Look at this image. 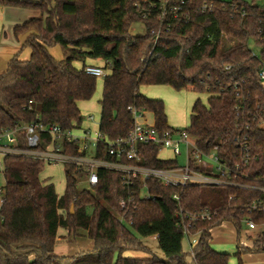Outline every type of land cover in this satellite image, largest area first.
I'll use <instances>...</instances> for the list:
<instances>
[{"label": "trees", "instance_id": "1", "mask_svg": "<svg viewBox=\"0 0 264 264\" xmlns=\"http://www.w3.org/2000/svg\"><path fill=\"white\" fill-rule=\"evenodd\" d=\"M261 1L188 0L171 29L154 41L151 29L157 24L156 12L151 8L152 13L144 16L145 0H0L4 6L40 11V17L12 28L15 37L26 35L20 49L28 47L30 52L26 59L16 54L0 73V128L42 122L63 130L81 129L78 103L93 96L97 79L86 73V60L99 59L107 74L98 100V129L107 139L124 137L132 128L129 106L149 112L158 132L172 128L163 100L140 91L144 84H166L207 94L206 103L199 97L193 101L189 125L184 128L199 149L207 152L217 146L219 155L231 164L240 153L237 139L246 135L249 154L256 156L248 177L237 179L251 188L187 185L178 189L150 178L144 185L151 198L135 195L125 208L119 201L128 194L117 171L99 169L98 182L89 190L80 187L84 172L66 163L64 192L58 195L53 183L40 177V161L6 156L1 171L5 182L0 199V264H229L232 255L244 264L243 254L264 252V231L256 234L250 247L239 240L242 219L264 224V211L247 210L253 201L264 199L260 190L264 187V127L258 126L264 113V87L257 76L264 67ZM204 2L211 4V10H201ZM136 21L144 24L145 32L131 35L129 26ZM250 40L260 46L258 56L252 54ZM54 46L60 47V58L49 51ZM240 81L248 103L237 111L234 83ZM44 140L48 141L45 135ZM99 145L102 151L97 156L108 158L103 144ZM138 147L145 166L176 165V160L159 158L156 145ZM62 152L85 153L76 142L64 143ZM178 208L218 213L192 229L200 233L190 259L182 250L184 237L174 216ZM223 221L236 230L232 254L216 251L209 243L211 228ZM60 228L68 235L84 230L93 243L92 251L72 257L56 255ZM153 235L162 256L151 253L137 238ZM129 251L147 257L128 256Z\"/></svg>", "mask_w": 264, "mask_h": 264}, {"label": "built area", "instance_id": "2", "mask_svg": "<svg viewBox=\"0 0 264 264\" xmlns=\"http://www.w3.org/2000/svg\"><path fill=\"white\" fill-rule=\"evenodd\" d=\"M145 2L148 6L145 17L152 13L151 8L156 12L157 24L151 29V33L155 35L154 41H156L162 31L171 29L173 23L182 14L188 0H145ZM211 7L210 3L204 2L200 8L202 11H207L211 10ZM260 22L259 31L262 32L264 31V15ZM254 45L257 46V50L250 49L253 55L258 56L260 46ZM224 67L227 69L229 65ZM85 71L97 77H104L107 74L101 66L87 65ZM257 76L260 85L264 87V67L260 68ZM241 83L243 81L234 83L237 111H241L248 103V96L245 97L242 94ZM258 108L259 105L256 104L255 109ZM128 109L133 117V126L124 137L115 140L107 139L98 128L91 137L90 129L80 130V134H76L75 130H63L57 124L47 125L42 122L15 124L11 127L0 128V163L2 165L6 156L30 157L40 161L42 165L72 163L78 167V170L84 172L79 183L89 190L98 182L99 169L117 171L120 175L121 187L128 194L126 198L120 199L121 208L128 207L135 195L142 199L151 198L144 185V182L150 178L157 179L165 186L178 189L187 185H227L251 188L249 184L237 181L238 178L248 177V170L252 161L256 159V156L249 154L248 136L244 135L237 139L236 145L240 153L238 159L229 164L226 158L219 155L217 146L205 152L197 147L194 138L184 129L172 127L160 133L153 123L146 120L145 112L132 106ZM87 117L93 120V115ZM263 117L264 113L258 118V126L264 127ZM36 118L38 119V116ZM44 135L48 138L47 142L44 140ZM72 142L79 144L85 153L71 155L62 152L64 143ZM100 143L103 144L104 152L108 156L106 159L97 156L102 151L99 147ZM139 144H152L156 145L159 151L162 149L170 151L171 159L165 160H176V165L167 168L143 165ZM181 146L185 150L183 165H179L177 159L181 155ZM260 190L264 192V187ZM173 198L178 199V194L174 193ZM247 210L249 212L264 211V199L253 201L248 205ZM217 214L216 210L208 208L193 212L178 208L175 211L177 226L181 229L184 239L188 241L191 255H193V248L200 233L199 230L192 232V229L196 223L210 221L217 217ZM242 222L250 229L255 227L254 222L249 218L242 219ZM153 237L157 238V235Z\"/></svg>", "mask_w": 264, "mask_h": 264}, {"label": "rangeland", "instance_id": "3", "mask_svg": "<svg viewBox=\"0 0 264 264\" xmlns=\"http://www.w3.org/2000/svg\"><path fill=\"white\" fill-rule=\"evenodd\" d=\"M246 2H251L252 0H243ZM257 4H261V0H255ZM11 7L4 6L0 4V71L4 70L9 62V60L14 57L16 54L19 55V58L29 56V48L24 47L20 49V43L22 42V35L15 37L12 28L15 23L31 17H40V12L36 9L30 8H13V12L9 11ZM145 32L144 24L140 21L132 22L129 26V33L131 35H140ZM249 47L252 50H257V46L253 44L252 41H249ZM49 51L53 56L61 57V50L59 46H54L49 48ZM88 59L86 60V62ZM103 77L99 76L96 79V89L93 96L89 100L81 101L79 105L80 112L83 116V122L81 128L89 127L91 130V137L94 136V132L97 131L98 122L100 119V106L98 100L100 98L101 89H102ZM140 90L143 95L154 98L161 99L165 105V114L167 118V124L173 128L184 129L189 125V115L190 107L193 101L196 98H200L203 103H206L207 94L206 93H197L187 89L175 90L170 85L166 84H144L140 87ZM88 115H93V120L88 119ZM146 117L148 120H151V114L147 113ZM80 130H75L76 134H80ZM181 155L177 158L178 164L183 165L185 163V150L181 146ZM159 158H166L169 156L168 150H161L158 153ZM209 161V160H207ZM2 165L0 163V199L2 197L3 188H4V176L2 174ZM43 178L49 179L55 188V192L58 195L63 194L65 187V174H64V164H50L43 165V170L41 173ZM83 185L80 183V187ZM249 231L242 230L239 233L240 240L242 242H247ZM256 230L251 232L253 236ZM212 239L210 241L213 248L219 251H227L232 254L235 251L236 243V230L231 224H223L219 227H216L211 232ZM250 237V236H249ZM137 238L143 244L147 245L151 251L159 256H162V253L158 247L157 240L152 236ZM250 244V242H249ZM188 241L183 239L182 241V250L186 253H189L188 259H190V250L188 246ZM260 254V253H258ZM253 255H255L253 253ZM244 254L242 255V260ZM244 261V260H243ZM229 264H238L237 258L233 255L229 259Z\"/></svg>", "mask_w": 264, "mask_h": 264}, {"label": "crops", "instance_id": "4", "mask_svg": "<svg viewBox=\"0 0 264 264\" xmlns=\"http://www.w3.org/2000/svg\"><path fill=\"white\" fill-rule=\"evenodd\" d=\"M13 8H17V7H11L9 9H7V10L13 12V10H14ZM26 20H28V19H25L23 21H26ZM20 22L21 21L15 23L14 25L19 24ZM25 37H26V35H22V37H21L22 38V41L24 40ZM55 57L58 58L57 56H55ZM26 58L27 57L24 56V57H22L20 59H26ZM86 64L93 65V66H102L103 65V62L101 60H99V59H88V61L86 62ZM75 66L76 67H80V64L76 62L75 63ZM2 71H0V73ZM147 113H149V112H145V115ZM146 120L148 122H150V123H153V118L152 117H151V120H148L147 117H146ZM83 129H90V128L89 127L81 128V130H83ZM168 152H169V156L166 157V158H162V159H171V157H172L171 156V153H170V151H168ZM41 173H40V177L43 178L41 176ZM223 224H231L232 225L231 222L224 221L219 226H221ZM219 226H215V227L211 228L210 234H211V232H212V230L214 228L219 227ZM242 230L249 231L248 234H247V236H246V237H248L249 240H247V242H245V241L242 242L243 240H240V238H239V240H240V242H241L242 245H244L246 247H250L252 245V242H253L256 234L259 233V232L264 231V224L263 225H256L255 224V227L252 228V229L248 228V226L246 224H244ZM254 230H256V232L252 236L251 235V232H253ZM236 237H237V235H236ZM154 239H156V238H154ZM211 239H212V235H211ZM211 239H210V241H211ZM210 241H209V243H210ZM236 241H237V239H236ZM249 242H250V244H249ZM210 245H211V243H210ZM145 246L147 247V249H149V251L151 253H154L153 251L150 250V248L147 245H145ZM235 246H236V243H235ZM211 247H212V245H211ZM92 249H93V243H92V241L89 238L86 237V232L84 230L79 229L77 231V234L76 235H68L67 232L64 229H61V228L58 229V231H57V238H56V242H55V245H54V253L56 255H58V256H68V257H72V256L79 255L81 253L90 252V251H92ZM213 249H215V248H213ZM216 251H219V250H216ZM219 252H227V251H219ZM227 253H229V252H227ZM125 254L128 255V256H134V257H139V258H145V257H147V254L142 253V252H137V251H129V252L125 253ZM254 254L255 255H253V253H246V254H244V258H243L244 264H264V252H260V254H258V253H254ZM156 255H158V254H156Z\"/></svg>", "mask_w": 264, "mask_h": 264}, {"label": "water", "instance_id": "5", "mask_svg": "<svg viewBox=\"0 0 264 264\" xmlns=\"http://www.w3.org/2000/svg\"><path fill=\"white\" fill-rule=\"evenodd\" d=\"M71 209H72V206H71Z\"/></svg>", "mask_w": 264, "mask_h": 264}]
</instances>
